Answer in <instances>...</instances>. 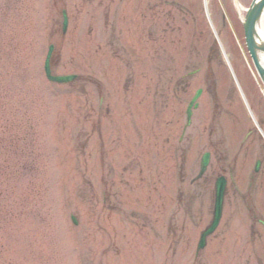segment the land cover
<instances>
[{
	"label": "rangeland",
	"instance_id": "obj_1",
	"mask_svg": "<svg viewBox=\"0 0 264 264\" xmlns=\"http://www.w3.org/2000/svg\"><path fill=\"white\" fill-rule=\"evenodd\" d=\"M208 1L231 69L205 0H0V264H264L263 170L248 189L264 140L242 100L262 125L239 20L252 0ZM51 43L53 72L78 79L48 80ZM222 174L223 217L198 254Z\"/></svg>",
	"mask_w": 264,
	"mask_h": 264
},
{
	"label": "water",
	"instance_id": "obj_2",
	"mask_svg": "<svg viewBox=\"0 0 264 264\" xmlns=\"http://www.w3.org/2000/svg\"><path fill=\"white\" fill-rule=\"evenodd\" d=\"M263 13H264V0H253L252 4L247 10L246 17L243 20V25L245 28V36H246V42H247L249 52L264 82V64L262 62V54H264V40L260 36L259 29H258L259 21L261 20ZM65 24L67 25V18L65 19ZM52 51H53V45L50 46V51L48 53V56L46 59V65H45L48 78L50 80L58 81V82H68V81L75 79L77 77L76 75H68V76L52 75L51 64H50ZM200 93H201V90L197 92V94L195 95V97L192 99V101L189 104V107L187 110L189 123L191 122L192 108L195 105V101L197 100ZM208 163H209V154H206L205 157L203 158L202 169H201V173L199 177L206 170ZM225 185H226L225 179H220V181L218 182V187H217L218 190H217L214 221L211 227L202 234L200 247H203L205 245L207 235L212 233L220 222L221 215H222V209H223V198H224Z\"/></svg>",
	"mask_w": 264,
	"mask_h": 264
},
{
	"label": "bare ground",
	"instance_id": "obj_3",
	"mask_svg": "<svg viewBox=\"0 0 264 264\" xmlns=\"http://www.w3.org/2000/svg\"><path fill=\"white\" fill-rule=\"evenodd\" d=\"M205 5H206L207 13H208V14L206 13V15L209 17V21H210L211 25L213 26V29H214L215 33L217 34V37H218L219 41H221L222 49H223V53H224V55H223V54H222V55H223L225 61H226V62L230 65V67L232 68V61H231L230 54L228 53V51H227V49H226V46H225V44L223 43L222 38H220V36L218 35L217 30H216V27H215V25H214V23H213V21H212V17H211L210 9H209L210 5H209V1H208V0H205ZM258 29H259L260 36H262V38H263V40H264V14H263V16L261 17V20L259 21ZM262 62H263V64H264V54H262ZM245 97H246V96H245ZM246 99H247V97H246ZM247 100H248V99H247ZM252 113H253V115H254V117H253L254 120L257 122V121H258V118H257L255 112L253 111ZM263 132H264V129H263Z\"/></svg>",
	"mask_w": 264,
	"mask_h": 264
},
{
	"label": "flooded vegetation",
	"instance_id": "obj_4",
	"mask_svg": "<svg viewBox=\"0 0 264 264\" xmlns=\"http://www.w3.org/2000/svg\"><path fill=\"white\" fill-rule=\"evenodd\" d=\"M215 116L217 117L216 122L220 124V119H219L218 114H216ZM219 129H220V125H219V127H218V130H219ZM219 132H220V131H219ZM245 142H246V140L242 141V146H241V148L244 147L243 144H244ZM254 148H255L256 150H261V149H262V148H261V145H258V144H255ZM237 153L239 154L240 152H237ZM219 154H221V153L219 152ZM222 155H223V153H222ZM216 156H218V154H217ZM237 157H238V156H237ZM260 160H261V165H262V164H263V160H262V159H260ZM255 178H256V176H255L254 174H252V175H251V179H252V181H251V183H249V189H251V188L255 185V182H254V179H255ZM254 218L256 219L257 222H259L260 217H257V215H255Z\"/></svg>",
	"mask_w": 264,
	"mask_h": 264
}]
</instances>
